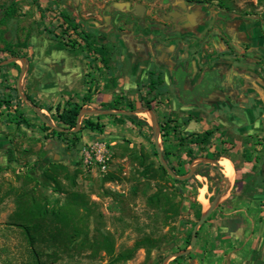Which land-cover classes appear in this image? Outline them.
Here are the masks:
<instances>
[{
    "label": "rangeland",
    "instance_id": "rangeland-1",
    "mask_svg": "<svg viewBox=\"0 0 264 264\" xmlns=\"http://www.w3.org/2000/svg\"><path fill=\"white\" fill-rule=\"evenodd\" d=\"M206 1L229 20H260L264 35V0ZM121 2L0 0V100L13 101L11 109H0V264L32 261L21 230L10 224L15 193L22 190H35L36 196L67 212L91 242L108 238L113 245L109 254L103 245L57 247L38 242L35 248L44 252L47 264H264V135L237 129L234 118L242 112L238 103L232 106L219 99L214 105L187 104L175 90L164 91L163 85L148 93L156 68L150 56L139 54L128 41L129 33L137 31L117 16ZM140 2L149 5L152 0ZM65 15L92 31V48L106 44L108 66L88 51L86 43L67 41L60 26ZM143 21L138 20L139 28ZM244 27L249 32L258 29L250 21ZM246 46L230 51H247ZM253 52L263 67L264 60ZM26 94L37 101L41 108L33 105L39 110L26 101ZM114 100L120 103L115 109ZM149 101L159 125L158 147L171 174L157 154L151 115L140 112ZM67 103L80 107V123L74 129L60 126L56 118L57 104ZM87 118L101 131L84 128ZM168 120L178 128L163 138L160 124ZM48 127L76 133L77 145L67 150ZM207 130L213 131V150L206 148L202 157L189 163L187 134ZM163 151L169 154L167 160ZM213 152L221 156L215 160ZM47 158L66 169L58 176V190L43 176ZM141 160L155 168L160 164L168 177L187 183L174 186L170 180L144 177ZM200 164L203 173L195 175ZM107 175L114 179L106 180ZM161 186L176 193V213L149 204L148 198ZM73 192L83 197V205L73 204ZM213 204L191 248L192 231L201 218L197 214L202 216ZM241 230V236L232 235ZM230 249H240V259H231ZM129 250L134 251L126 259H117Z\"/></svg>",
    "mask_w": 264,
    "mask_h": 264
},
{
    "label": "trees",
    "instance_id": "trees-1",
    "mask_svg": "<svg viewBox=\"0 0 264 264\" xmlns=\"http://www.w3.org/2000/svg\"><path fill=\"white\" fill-rule=\"evenodd\" d=\"M63 28V35L68 37V42L76 43L77 45L81 42L86 43L88 47V51L92 54L100 57V60L103 65L108 66V57H109V49L105 44H101L97 47L91 46L92 42L96 43L95 36L90 32L89 28H84L82 24L77 23L75 20H63L61 25ZM72 34L76 36V38H72ZM163 85V81L161 78L157 77L152 78L148 84V93H155V91L159 90V88ZM17 95V90H14ZM160 91V90H159ZM163 91V90H161ZM26 99L30 101L32 104H37V101L33 99L30 95H25ZM155 97V96H154ZM12 100H0V109L2 107L12 108ZM151 101L145 103V106L148 108L151 107ZM40 107V105L37 104ZM120 106V103L116 100L113 101L111 105L112 108H117ZM128 106L130 109L135 108V104L133 102H128ZM41 108V107H40ZM51 110V109H50ZM56 118L60 126L74 129L77 126L78 116L80 114V107L76 104H65L61 106L57 104L55 108ZM0 112V116H1ZM23 124L30 127L31 124L25 119L22 118ZM171 120L168 122H164L160 124V129L162 132V137L165 138L172 131H175L178 128L177 124L174 126L170 125ZM84 128H88L92 131H101V126L97 123H94L90 119L83 120ZM46 130L51 132V135L56 136L57 138H61L63 144H66L67 150L73 149L77 145V135L76 133H63L58 132L57 130L46 128ZM213 131L207 130L203 134L198 133H189L187 134L186 143L188 145L186 151V157L188 158L189 163L193 160L202 157V153L207 148L209 150H213V142H212ZM185 139H180L183 143ZM68 141V142H67ZM8 155H12V151L8 149ZM164 157L167 160L168 152L163 151ZM156 155V153H154ZM213 159H217L221 156L219 153L213 152ZM46 158V156H45ZM12 161V160H10ZM47 165L46 170L43 173L44 178L52 183L53 188L59 189L60 184L58 181V176L61 173H65L66 169L59 162L54 161L52 158L46 159L43 162ZM140 164L143 167L142 176L147 177L152 180H160V181H171L173 185L178 184H186L187 182H181L179 180H175L171 177H168L166 170L159 164L156 168L153 165L145 164L144 161H140ZM38 164H34V167H37ZM203 166L200 164L197 166L195 175H199L203 173L201 168ZM210 169H213L211 166H206ZM36 169H32V173L35 172ZM29 180H33L32 176H27ZM69 178V177H68ZM113 180L114 177L112 175H107L106 180ZM75 185L74 179L69 178ZM35 190H22L15 193V203L16 210L11 216L10 224L18 227L29 247L31 253V263L30 264H47V260L43 259L42 256L44 252H39L35 246L39 243H44L51 246L57 247H68V245H74L75 247L85 246L90 244L96 247H100L103 245L104 249L107 250L109 254H113V245L109 242L108 238H104V242L100 243L96 240L91 242L86 234H83L82 229L77 226L74 220L70 219V216L67 212H63L61 208H57L56 205L51 206V203L47 198L36 196ZM176 193L173 192H165V187L161 186L159 189L148 198V202L152 206L161 205L166 211L171 213H176L178 211V203L175 202ZM71 199L74 205L84 204L83 197L77 193L73 192L71 194ZM58 204V201L55 202ZM198 217H201V213L198 212ZM57 225L60 227L58 228ZM62 235L64 237H62ZM61 245V246H59ZM134 250H129L126 254H121L117 257V259H126L127 254H131ZM184 256L179 257L178 259H182Z\"/></svg>",
    "mask_w": 264,
    "mask_h": 264
},
{
    "label": "crops",
    "instance_id": "crops-1",
    "mask_svg": "<svg viewBox=\"0 0 264 264\" xmlns=\"http://www.w3.org/2000/svg\"><path fill=\"white\" fill-rule=\"evenodd\" d=\"M214 24L223 29L232 49H242L246 45L250 48L242 52L230 51L221 40V31L216 33L215 30L209 32L208 36H200L193 43L183 42L177 48L173 45L161 46L160 51L164 53L162 57L168 62L167 68H162V88L164 91L176 89L187 104L214 105L219 99L232 106L238 103L242 112L240 118H234L238 121L237 129L248 134L264 135V78L251 66L250 61L252 56L255 57L254 50L264 60V35L251 34L244 27L248 23L243 20L219 21ZM202 29L203 24L200 23L198 32L201 33ZM176 51L181 57L179 64L169 60ZM231 165L234 180L237 176ZM237 233L241 236L242 230L232 235ZM239 250L230 249L231 259H240Z\"/></svg>",
    "mask_w": 264,
    "mask_h": 264
},
{
    "label": "flooded vegetation",
    "instance_id": "flooded-vegetation-1",
    "mask_svg": "<svg viewBox=\"0 0 264 264\" xmlns=\"http://www.w3.org/2000/svg\"><path fill=\"white\" fill-rule=\"evenodd\" d=\"M124 3L118 9L117 16L119 19H123V24L128 28H133L137 32H130L129 36L133 37L128 40L133 43L136 51L141 54L143 51L146 55L150 56V63L152 67L156 68L155 71H151L161 78L164 83V77L162 70L167 68L165 58L162 57L161 46H179L181 43H193L194 40L198 41L200 36H208L209 32L215 30L216 33L220 32V37L226 48L230 49V43L226 39V35L223 29H220L215 22L223 21V23L229 20V17L218 14L213 8H211L210 2L206 0H152V3L143 4L140 0H121ZM110 2L108 1L107 4ZM138 7H143V11L140 13L137 11ZM63 20H75L72 17L63 16ZM138 20L142 21L143 26L138 27ZM77 23L82 21L75 20ZM121 22V20H114ZM245 23L250 21L253 23L257 31L251 32L257 36H263L259 32L260 20H243ZM203 24V29L200 32V23ZM202 26V25H201ZM139 29V30H138ZM147 29L146 32L143 30ZM141 33H138L139 31ZM92 33V31L90 30ZM93 34V33H92ZM129 44V43H128ZM106 45V44H105ZM198 45V43L196 44ZM141 48V50H139ZM253 58V59H251ZM250 61L251 65L263 74L264 78V66H259L258 58L252 56ZM180 54L177 51L171 54L169 60L174 61L176 64L180 63ZM163 68V69H162ZM176 90V89H175ZM180 95V94H179Z\"/></svg>",
    "mask_w": 264,
    "mask_h": 264
},
{
    "label": "water",
    "instance_id": "water-1",
    "mask_svg": "<svg viewBox=\"0 0 264 264\" xmlns=\"http://www.w3.org/2000/svg\"><path fill=\"white\" fill-rule=\"evenodd\" d=\"M19 91H20V88H19ZM25 99H26V98H25ZM26 101L30 103V101H28L27 99H26ZM30 104H31V103H30ZM31 105L34 107L33 104H31ZM34 108L36 109L37 107H34ZM37 110H39V108H37ZM140 112H146V113L148 112V114L151 115L152 125H153V128H154V132H155V134H156V138H155L154 141L156 142V146H157V147H156V148H157V149H156V150H157V154H158V156H159V158H160V160H161V162H162V165H163V166L169 171V173L171 174L170 170L167 168V166H166V164H165V162H164V160H163L161 150H160L159 147H158L159 125H158V121H157V119H156V117H155V114H154V112H153L151 109H149L148 107L145 108V109L140 110ZM79 123H80V116H78L77 125H79ZM214 206H215V204H213V205L210 207V209H209L206 213H204V214L201 216V218L199 219V221L196 223V225H195V227H194V229H193V231H192V241H191V244H190L191 248H193L194 245H195V243H196V239H197V230H198V228H199L202 224L205 223V221L207 220V218H208L209 215L211 214L212 210L214 209ZM185 253H187V251H186V252H183V254H185ZM180 255H182V253L178 254L177 256H180Z\"/></svg>",
    "mask_w": 264,
    "mask_h": 264
},
{
    "label": "built area",
    "instance_id": "built-area-1",
    "mask_svg": "<svg viewBox=\"0 0 264 264\" xmlns=\"http://www.w3.org/2000/svg\"><path fill=\"white\" fill-rule=\"evenodd\" d=\"M99 162H100V165H101V169L104 170L105 169V165H104L103 159L99 158Z\"/></svg>",
    "mask_w": 264,
    "mask_h": 264
},
{
    "label": "bare ground",
    "instance_id": "bare-ground-1",
    "mask_svg": "<svg viewBox=\"0 0 264 264\" xmlns=\"http://www.w3.org/2000/svg\"><path fill=\"white\" fill-rule=\"evenodd\" d=\"M137 11L141 13V12L143 11V7H138V8H137ZM224 164H225V163H224ZM201 198H202V195H201Z\"/></svg>",
    "mask_w": 264,
    "mask_h": 264
}]
</instances>
